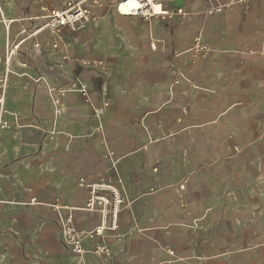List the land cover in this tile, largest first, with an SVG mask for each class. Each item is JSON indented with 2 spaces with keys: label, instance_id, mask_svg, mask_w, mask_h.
<instances>
[{
  "label": "rangeland",
  "instance_id": "rangeland-1",
  "mask_svg": "<svg viewBox=\"0 0 264 264\" xmlns=\"http://www.w3.org/2000/svg\"><path fill=\"white\" fill-rule=\"evenodd\" d=\"M64 1L0 0V56L9 44L3 16L21 20L26 13ZM121 1L100 2L98 22L66 33L57 49L49 45L53 51L49 49L42 59L25 44L19 60L27 67L12 64L8 83L19 107L8 110L13 124L3 141L15 142L5 146L0 163V178L6 180H13L18 172L27 177V171L35 174L40 169L52 179H61L63 186L56 196L80 207L76 181L87 174L77 170L81 157L66 152L67 147L76 142L80 152L91 157V166L100 168L99 177L106 171L114 172L130 207L122 209V216L128 217L127 210L131 211V220H125L127 226L106 239L117 247L119 262L113 257L104 262L92 256H74L56 221L57 239L41 242L43 223L28 220L20 224L18 213L8 210L0 216V264H264V100H248L246 95L229 100L224 116L199 136L213 143L228 140L227 154L216 158L222 150L211 148L204 160L192 156L195 150L180 146L169 135L166 88L152 87L138 102L131 90L124 99L117 74L120 69H132L138 57L145 62L157 58L155 67H166L171 41H180L183 50L177 55L186 56L198 26L191 19L193 8H185L186 20L164 22L122 15L118 11ZM58 49L61 53L56 55ZM95 56L107 59L106 70L80 66L81 60ZM4 72L0 66V74ZM85 73L93 83L91 90L88 80H81L89 86L88 100L71 91L74 76ZM12 76L17 79L13 85ZM151 89L160 93L154 98ZM55 91L66 93L62 109L59 106L61 112L57 111ZM74 94L79 98L66 103ZM181 110L187 112L186 108ZM160 114L162 125L157 124ZM107 152H113V157L107 159ZM21 162L29 167L20 166ZM194 188H207L211 193L198 216L184 205ZM6 203L18 205L14 199ZM208 216L209 224H204ZM133 242L135 246L130 247Z\"/></svg>",
  "mask_w": 264,
  "mask_h": 264
},
{
  "label": "crops",
  "instance_id": "crops-1",
  "mask_svg": "<svg viewBox=\"0 0 264 264\" xmlns=\"http://www.w3.org/2000/svg\"><path fill=\"white\" fill-rule=\"evenodd\" d=\"M66 1L61 5L48 7L40 12L32 11L31 13H26L21 17V20L17 18L12 19L10 17L6 19L5 16H3L5 21H13L9 30L5 23L3 26L8 41L14 40L16 37L15 35L21 29L30 26L26 17L31 15H44L51 9L63 8L66 5ZM102 1L104 2L107 0H97L94 6L96 15L99 14V3ZM163 6L169 10L181 8L184 14L185 8H193L192 14L194 15L191 19L192 22L198 26L191 38L189 46L193 38L200 35L210 46V54L207 58L193 64L188 48L185 51L186 56H179L183 50V44L180 41H171L167 48L169 50L168 56L170 59L166 67H155V62L158 60L157 58L154 62H145L146 60H142L141 57H138L131 67L132 69H120L117 74V86L121 87L122 91H124L122 97L124 99L128 91L133 90L136 102L142 100L143 97L146 98L144 91H148V89L152 87L166 88L165 91L163 90V93L165 94L166 102H168L166 116L169 115L167 117L169 135L173 137V139L175 138L180 146L181 144H185L187 149L195 150L192 156H198V160H204L205 157L210 154L206 151H209L211 148L222 150V152L217 154L219 156L214 157L219 159L223 158L222 155L227 154L226 149L229 144L228 140L213 143L210 141H203L199 136L207 133V128L224 116L223 113L228 107L229 100L239 99V96L244 95H246V97H244L248 100H264V0H254L248 5L238 4L235 0H163ZM220 6H227V8H225L223 12L213 15L205 13L206 8L211 9ZM122 15L124 14L122 13ZM187 17V14H185V16L176 15L171 20L159 19V21L171 22L178 18L186 20ZM155 19L156 18H153V20ZM119 21L125 23L126 19L119 18ZM15 22H18L19 26H15ZM71 31L72 30L68 28L64 31V38L62 41L67 37L66 33ZM39 39L42 45V54L38 56L40 57L39 59H42L43 56H46L49 49L53 51L51 46H49L53 37L43 33L40 35ZM62 41L60 43H62ZM32 42L33 41H28L25 44L31 45L32 47ZM25 44L22 46L20 52L23 51ZM55 52L56 55L61 53L59 49L55 50ZM31 53H33L32 48ZM21 59L24 60L23 56H21ZM93 59H104L107 64V59L105 57L95 56ZM0 66L3 65L0 63ZM216 71L220 72L214 75ZM227 72L229 73L225 75ZM74 79H79L84 82L86 81L84 79H87L88 81L86 82L91 86V90L93 89L92 80L87 77L86 73L80 76L75 75ZM16 80L17 79H14V76H12L11 85L15 84ZM175 80L179 81V85L173 83ZM212 85L216 87L212 88ZM199 86H201V89H197ZM8 88L5 117L12 126V118L9 117L8 110L13 112L19 106L15 104V95L14 91L10 88V84ZM152 92H150V95H152ZM156 92L160 93V91L156 89V91L153 92V97ZM77 98H79L77 94L73 96L69 95L65 102H74ZM183 108L187 109L186 113H183L181 110ZM159 116L157 124L159 125L161 123L160 125H162L164 121L163 114ZM262 126L264 127V121L262 122ZM249 128H252L251 124ZM8 130L3 131L0 136V163L3 160L2 157L5 146L8 143L15 142V139L3 141V137ZM240 134L239 130L237 133V139L239 140L242 139V135ZM254 142L255 141L251 142L250 146L252 145L253 147ZM63 149L66 150V145H64ZM70 151L81 157V161L76 164L77 170L87 174L80 175L78 178L83 177L87 181L98 180L100 168L91 166V157L88 154H82L76 142H73L67 147L66 152ZM20 166L27 168L29 167V163L21 162ZM29 171L24 174L27 177H23L21 173L18 172L15 174L13 180L0 178V183L4 182L0 191V216L8 212V210L16 211L18 213L17 219L20 224H24L28 220L35 224L36 222L44 224L43 227H45V231L42 236L39 237L41 242H47L54 238L57 239L59 236V228L55 224V221L60 225V219L58 214L54 212L49 205L53 203L55 199H60L63 204L70 207L82 208L87 203L88 191L79 188L76 181V187L78 189L76 190V202H82V207L77 206L73 202H68L64 198L56 196L57 194L55 193L57 189L63 186V181H61V179H52L50 175H47L44 170L41 169L35 174L33 171L28 174ZM210 195V190L207 188L199 190L194 188L190 196H187L184 205L188 206L190 214L193 216L201 215L203 214L201 212L203 206H205L206 203L205 200L209 198ZM31 198H37V203L30 204ZM12 199H14L18 205L9 206L6 203ZM39 211L44 213L41 215L38 213ZM130 213L131 211L127 210L128 217L122 216V213L120 214L119 229L123 230L127 226L125 220L130 219ZM207 220L210 221V216H208L203 223L206 224L205 222ZM209 221H207L208 224ZM99 222L100 216L97 213L80 210L74 213V223L79 228H93L98 225ZM228 226H230V222ZM107 234L110 233L108 232ZM94 245V242L89 241L86 242L85 247L89 249L94 247ZM129 246H135L134 242L129 243ZM111 247L113 250V259L116 258L115 260L117 263L119 262L117 247H115V245H111ZM73 255L76 256L75 254ZM86 256L96 258L90 253L82 257ZM96 259L100 261L98 258Z\"/></svg>",
  "mask_w": 264,
  "mask_h": 264
},
{
  "label": "built area",
  "instance_id": "built-area-1",
  "mask_svg": "<svg viewBox=\"0 0 264 264\" xmlns=\"http://www.w3.org/2000/svg\"><path fill=\"white\" fill-rule=\"evenodd\" d=\"M133 2L132 7L128 10L130 16H142L146 20L153 18L162 20H171L176 15L185 16L183 9H166L163 6V0H125ZM254 0H235L236 3L248 5ZM97 0H67L63 8L51 9L47 14L38 16H28L27 21L29 27L21 29L15 36L14 40L9 41L6 52L0 56V63L4 67V73L0 74V136L3 131L11 128V123L6 119V97L8 92V83L12 64L19 63L22 67H27V64L20 62V50L22 46L28 42H32V50L36 55L42 54V45L40 35L45 33L51 35L54 39L51 41L53 49H57L59 43L64 38V31L68 28L72 31L84 28L89 23H96L99 16L94 12V6ZM227 6L215 7L208 9L205 13L213 15L221 13ZM13 21H5L6 27L9 30ZM156 46H153V50ZM191 54V62L197 63L199 60L207 58L211 52V48L200 35L195 36L189 46ZM66 59V58H65ZM80 66L92 67L96 69L106 70L104 60L93 58H84L80 61ZM178 80L174 81L178 83ZM71 91L78 92L85 100L89 99V86L79 79H76L72 84ZM55 104L57 111L61 112L62 99L66 97V93L55 91ZM59 106L61 107L59 111ZM186 111V110H185ZM54 134L50 136L52 140ZM113 152H107L105 157L112 158ZM119 178L114 172L106 171L104 175L96 181H87L80 177L77 180V186L88 191V200L83 208H76L63 204L60 199H55L49 207L54 210L59 216L61 233L64 242L68 244L70 250L76 256H85L92 254L100 261L110 262L113 257V250L110 243L107 242L108 232L118 230V219L122 209L129 208V204L120 190ZM37 198H31L30 204H36ZM93 212L100 216V222L93 228L82 229L74 223V213L77 211ZM100 240V241H98ZM94 242L92 248L85 247L86 242Z\"/></svg>",
  "mask_w": 264,
  "mask_h": 264
},
{
  "label": "bare ground",
  "instance_id": "bare-ground-1",
  "mask_svg": "<svg viewBox=\"0 0 264 264\" xmlns=\"http://www.w3.org/2000/svg\"><path fill=\"white\" fill-rule=\"evenodd\" d=\"M132 5H133V2H127L123 0L119 3L118 10L121 14L123 13L124 15L130 16L128 14V10L130 9V7H132Z\"/></svg>",
  "mask_w": 264,
  "mask_h": 264
}]
</instances>
